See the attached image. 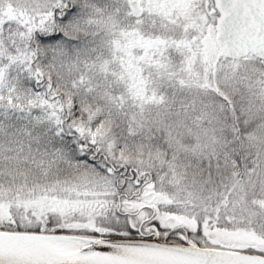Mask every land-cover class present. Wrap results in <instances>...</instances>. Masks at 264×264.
Wrapping results in <instances>:
<instances>
[{
    "label": "snow or ice",
    "instance_id": "6c2138e0",
    "mask_svg": "<svg viewBox=\"0 0 264 264\" xmlns=\"http://www.w3.org/2000/svg\"><path fill=\"white\" fill-rule=\"evenodd\" d=\"M125 4L100 91L69 70L103 9L0 0V264H264V167L245 163L241 119L257 96L264 110V0ZM181 92L231 121L198 179L137 140H155L145 106Z\"/></svg>",
    "mask_w": 264,
    "mask_h": 264
},
{
    "label": "trees",
    "instance_id": "16d2710c",
    "mask_svg": "<svg viewBox=\"0 0 264 264\" xmlns=\"http://www.w3.org/2000/svg\"><path fill=\"white\" fill-rule=\"evenodd\" d=\"M12 4L15 0H10ZM93 3L103 14L99 18L100 22L92 27L85 28L78 36L79 55L76 62L71 67L70 76L79 77L81 74L85 77L84 88H93L100 91L104 90L107 81H112V71H119L116 65H112L114 50L113 23L115 15L113 9L120 7L126 10L125 0H93ZM7 28V25L5 26ZM72 53L70 52V56ZM107 65V68L105 66ZM107 73V74H105ZM145 79L148 80L147 71ZM149 91H152V84L148 81ZM167 96L172 98L171 89L167 90ZM187 94L181 92L177 94V102L172 103L169 108L165 106L146 105L144 117L146 118V127L155 140H149L147 136L137 137L144 148V152L156 161L159 165L165 160L164 153L167 152L169 163L177 165H191L189 168V178H192L193 172L197 173L203 169L207 174V156H209L214 146L222 143L225 135L230 130L231 121L225 122L223 113L209 112L208 117L203 115V109L199 104L195 109H185L180 104L181 100L186 98ZM237 108H240L239 97ZM247 97H245V101ZM190 103V97L188 98ZM254 108L251 113L244 112L242 120L254 125L252 136L246 139L244 144L245 163L248 167L253 164L264 167V110L261 109L262 98L257 96L254 101ZM246 106V103H245ZM139 111V109H137ZM209 118L211 122H209ZM119 130V129H117ZM163 144L164 147L158 145ZM215 162L213 158V163ZM167 167V164H165Z\"/></svg>",
    "mask_w": 264,
    "mask_h": 264
}]
</instances>
